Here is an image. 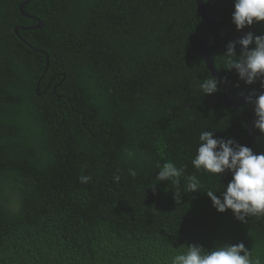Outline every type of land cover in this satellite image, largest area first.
<instances>
[{
	"label": "trees",
	"instance_id": "1",
	"mask_svg": "<svg viewBox=\"0 0 264 264\" xmlns=\"http://www.w3.org/2000/svg\"><path fill=\"white\" fill-rule=\"evenodd\" d=\"M25 1L0 0V264H171L182 246L238 243L264 264V216L217 212L203 191L219 196L231 174L191 164L202 131L248 146L252 120L223 105L219 83L199 90L210 75L196 42L211 28L194 0H33L21 16ZM203 6L226 30L210 50L231 98L264 93L223 56L264 22L237 31L234 0ZM250 148L264 153L255 128ZM167 161L201 191L181 188L178 204L155 179Z\"/></svg>",
	"mask_w": 264,
	"mask_h": 264
},
{
	"label": "clouds",
	"instance_id": "2",
	"mask_svg": "<svg viewBox=\"0 0 264 264\" xmlns=\"http://www.w3.org/2000/svg\"><path fill=\"white\" fill-rule=\"evenodd\" d=\"M231 19L237 31L251 27L254 23L264 22V0H234ZM237 45L240 47L239 55ZM223 56L226 57V70H234L246 85L259 80L264 88V35L256 36L251 31L247 32L238 41L229 42ZM199 90L203 96L216 93L218 80L208 76L199 84ZM253 95L250 94L246 102L254 107L257 117L255 130L264 134V93L254 99ZM214 133L210 130L200 133L196 155L191 164L196 170L219 178L230 172L231 180L226 187L221 185L219 196L215 189L203 192L217 212L231 210L240 222H247L250 217L264 216V153L255 154L251 148L239 145L232 139L214 138ZM183 172V167L178 168L173 162L167 161L159 166L155 177L157 183L167 181L176 189L174 198L178 204L181 200V188L185 193L201 191L194 175L186 177L185 186L181 187L180 177ZM129 174L135 176L136 172L129 169ZM120 179L119 174L113 176V182L118 183ZM91 181V175L79 177L81 184ZM182 247L185 250L177 252L171 258V264H262L260 258H253L252 250H248L243 243L222 245L211 250L195 244Z\"/></svg>",
	"mask_w": 264,
	"mask_h": 264
},
{
	"label": "water",
	"instance_id": "3",
	"mask_svg": "<svg viewBox=\"0 0 264 264\" xmlns=\"http://www.w3.org/2000/svg\"><path fill=\"white\" fill-rule=\"evenodd\" d=\"M31 1H33V0L25 1L24 3L19 5L18 11L21 14V16H24V14L22 12V8L28 2H31ZM194 4H195V9L197 11V14L199 15L201 21L211 28L210 32H207V33L201 35L197 39L196 47L203 57V62H204V65H205L206 70L208 71L209 75L216 78L218 80V83L221 86V89H222L221 90V101H222L223 105L227 109H236V108H239L241 106H246L252 115V120L250 121V123L248 125L249 143H248L247 147L250 148V146H251V132H252V129L254 128V123H255V120L257 119V117H256L254 111L251 109L250 105L245 101V99L239 98V99L234 101L231 98L225 81L221 78V76L216 72V70L214 68V63H213V59L211 56L210 47L212 45L218 44L224 38L225 32H226L225 27L219 19L206 14L204 6H203V0H194ZM38 24L39 25L37 28L41 29L42 24L40 22H38Z\"/></svg>",
	"mask_w": 264,
	"mask_h": 264
}]
</instances>
